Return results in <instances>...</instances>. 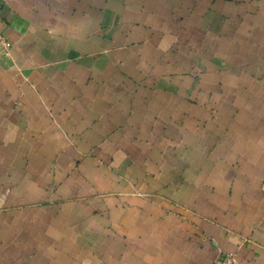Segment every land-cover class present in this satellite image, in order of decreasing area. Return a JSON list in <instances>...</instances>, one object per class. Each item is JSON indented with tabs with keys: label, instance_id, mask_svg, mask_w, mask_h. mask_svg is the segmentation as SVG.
Wrapping results in <instances>:
<instances>
[{
	"label": "crops",
	"instance_id": "obj_1",
	"mask_svg": "<svg viewBox=\"0 0 264 264\" xmlns=\"http://www.w3.org/2000/svg\"><path fill=\"white\" fill-rule=\"evenodd\" d=\"M0 264H264V0H0Z\"/></svg>",
	"mask_w": 264,
	"mask_h": 264
},
{
	"label": "built area",
	"instance_id": "obj_2",
	"mask_svg": "<svg viewBox=\"0 0 264 264\" xmlns=\"http://www.w3.org/2000/svg\"><path fill=\"white\" fill-rule=\"evenodd\" d=\"M0 44H5L3 36L0 34ZM236 258L232 254H223L219 259H217L213 264H236Z\"/></svg>",
	"mask_w": 264,
	"mask_h": 264
}]
</instances>
